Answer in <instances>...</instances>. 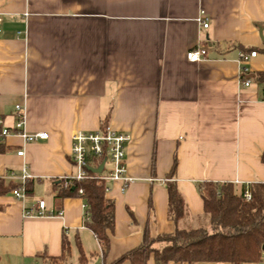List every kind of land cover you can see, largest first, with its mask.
<instances>
[{
    "label": "crops",
    "instance_id": "1",
    "mask_svg": "<svg viewBox=\"0 0 264 264\" xmlns=\"http://www.w3.org/2000/svg\"><path fill=\"white\" fill-rule=\"evenodd\" d=\"M0 18V117L14 127L20 104L27 131L49 133L2 141L8 150L0 153V176L14 171L16 179L4 180L19 184L26 165L32 195L0 194V264H49L64 234L72 251L79 237L87 255L100 252L85 226L83 198L55 196V181L78 171L70 154L77 130L106 122L131 135L133 181L125 190L111 181L107 192L116 221L107 263L139 246L145 229L152 236L175 230L165 183L174 163L188 206L183 227L206 221L203 181L233 182L237 193L264 181V85L255 76L250 86L239 83L241 46H263L264 0H0ZM199 45L208 46L207 58L189 61ZM248 65L264 70V54ZM40 200L63 214H38Z\"/></svg>",
    "mask_w": 264,
    "mask_h": 264
},
{
    "label": "trees",
    "instance_id": "2",
    "mask_svg": "<svg viewBox=\"0 0 264 264\" xmlns=\"http://www.w3.org/2000/svg\"><path fill=\"white\" fill-rule=\"evenodd\" d=\"M245 51L257 50L264 54L262 47H244ZM256 82L264 85V70L253 72ZM254 78V77H253ZM107 124L103 122L102 125ZM8 150V146L0 142V153ZM264 163V151L261 155ZM175 163L171 171V179L166 183L168 194V216L175 223V230L170 233H157L152 236L148 229L143 232L139 246L122 254L112 263L106 257L111 246V234L115 230V201L108 197L107 182L98 178L71 180L66 185L65 179L56 180L54 188L56 197L80 196L85 203V226L89 228L101 244L100 252L87 255L79 237L76 246L80 264H87L90 258L101 256L102 264H147L153 257L155 264L187 263L196 264L202 261L219 263L244 264L246 262H264V181L249 184L252 197L250 200L237 193L233 182L203 181L200 184L204 199V217L211 230L205 226L183 227L181 221L187 217V202L173 179ZM0 180V194L12 191L17 183ZM245 188V187H244ZM243 188V189H244ZM83 193L80 194L79 190ZM30 182L26 183V192L30 193ZM152 207V204H151ZM129 213L136 222L132 209ZM208 226V224H207ZM72 245L66 234L63 235L62 252L57 256H47L49 264H68Z\"/></svg>",
    "mask_w": 264,
    "mask_h": 264
},
{
    "label": "built area",
    "instance_id": "3",
    "mask_svg": "<svg viewBox=\"0 0 264 264\" xmlns=\"http://www.w3.org/2000/svg\"><path fill=\"white\" fill-rule=\"evenodd\" d=\"M209 17L204 11L198 17L200 25L204 28L209 26ZM1 21V18H0ZM208 46L199 45L187 53V59L192 62L201 61L207 58ZM258 54L257 50L245 51L240 53L239 63V83L241 86H250L253 82V71L250 69L248 63ZM264 97V88L262 89ZM26 112L22 105H16V122L14 127L5 125L4 119L0 117V142H2L9 135H18L25 142H33L49 138V133L45 130L29 132L25 128ZM131 140V135L128 132L118 131L112 128L109 124L101 125L95 130H77L71 137V159L78 167L75 175L65 176V184L68 185L71 180H83L87 178H98L107 182L106 191L110 190L109 182L122 181V189L125 190L127 186L133 181L127 174L126 161V147ZM18 155H24V150H19ZM104 162L102 172H93L89 167L97 168ZM17 175L14 171H8L0 176L1 179H16ZM31 178V174L24 166L23 173L20 175L21 182L12 190L16 198L22 199L27 194L26 183ZM82 194L83 190L80 189ZM244 199L250 200L252 197L249 184L246 185L240 193ZM37 213L40 215H62V210H48L46 201L40 200L37 205ZM26 215L32 214V209L25 211ZM264 257V251H263ZM264 264V262H263Z\"/></svg>",
    "mask_w": 264,
    "mask_h": 264
},
{
    "label": "rangeland",
    "instance_id": "4",
    "mask_svg": "<svg viewBox=\"0 0 264 264\" xmlns=\"http://www.w3.org/2000/svg\"><path fill=\"white\" fill-rule=\"evenodd\" d=\"M30 195H32V194H27L28 197H29ZM199 221L201 222L199 225H201V226H206V225L208 224L209 229L211 230V226L209 225L207 219H206V221H205L204 218H201ZM204 224H206V225H204ZM194 226H196V225H194ZM94 253H95V252H94ZM95 260H96L95 257L90 258L87 264H94L93 262H94ZM68 264H80V262H79V254H78V251H77L76 247H74V248H73V251L71 252V256H70V259H69V263H68ZM123 264H129V263H128V262H124Z\"/></svg>",
    "mask_w": 264,
    "mask_h": 264
},
{
    "label": "water",
    "instance_id": "5",
    "mask_svg": "<svg viewBox=\"0 0 264 264\" xmlns=\"http://www.w3.org/2000/svg\"><path fill=\"white\" fill-rule=\"evenodd\" d=\"M103 167H104V162H102V163L99 165V167H97V168L89 167V169H90L91 171H93V172H102Z\"/></svg>",
    "mask_w": 264,
    "mask_h": 264
}]
</instances>
